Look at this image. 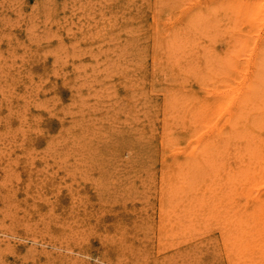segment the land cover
I'll use <instances>...</instances> for the list:
<instances>
[{"label": "rangeland", "instance_id": "obj_1", "mask_svg": "<svg viewBox=\"0 0 264 264\" xmlns=\"http://www.w3.org/2000/svg\"><path fill=\"white\" fill-rule=\"evenodd\" d=\"M218 93L236 103L212 120ZM237 108L217 160L193 161ZM257 132L264 0H0V264H230L218 194L250 204L264 179L212 167L245 169Z\"/></svg>", "mask_w": 264, "mask_h": 264}, {"label": "bare ground", "instance_id": "obj_2", "mask_svg": "<svg viewBox=\"0 0 264 264\" xmlns=\"http://www.w3.org/2000/svg\"><path fill=\"white\" fill-rule=\"evenodd\" d=\"M249 4H251V3L249 2ZM245 5H246V1L241 4V8H240L241 11L244 10ZM228 95H224L222 93H220V94L218 93V95H216V96H214V94L211 96L206 95V97L201 101L202 102L201 105L204 107H207L206 109H204L203 113H205V110H207V112H206L207 117L214 120V118L212 116H214L218 112L216 114V117H215V118H218V115L220 113L218 110V106L220 107L221 110H225L226 108L230 107L231 103H233V102L236 103L235 98L237 96L235 97V96L230 95V97H229ZM242 101H244V98H241L239 102L242 103ZM244 103H242V105H240V106H243ZM246 103L244 105H246ZM241 110H243V109L241 108ZM235 111H236V114H233L234 116L232 114H231V116L229 115V118H227V119L225 118L226 120L223 121L224 122L223 124L221 122L220 124L217 125V128L215 130L218 132V134L211 136L210 137L211 139H209L208 143H206L201 148L200 151H198V150L196 152L194 151V153L192 155H190L193 157V159H192L193 161H195V162L201 161L202 157L204 155H209V152L214 153V156L216 157L214 159L217 160V154L216 153H220V152H218V149L224 143L227 144L228 140H230V138L233 137L234 133H232L229 130V125L227 126V124L229 123V121L231 119L234 118L236 120V118H238L237 116L239 114V109L237 108ZM220 125H222V127ZM207 126H209V125H206L205 127H207ZM214 137H215V139H213ZM232 140L233 139H231V141ZM240 142H241V146H240V144H238V146L242 147V148L240 149L239 147H237V148H235V150L241 151V154H240L241 158L239 160L240 161L239 166L246 165V168L245 169H237V170L234 169L233 172L234 171H236V172L232 173L233 176L231 174L229 176L228 174L224 175L222 173L220 174V172H217V170L221 169V166L219 164H217V165L212 167L214 170V173H213L214 176H221L224 179L227 177L228 179H227L226 183L227 184L233 183V185H235V184H238L242 181L243 175L246 174V173L244 174V172L247 171V168H248V169H250L248 171L249 172L248 174H250V173L252 174V172H250V171H254V172L259 171V172H255L256 177L259 175L264 179V175H263L264 174V147L260 149V146L262 144H264V138L261 137V133L259 134V132H257V134L254 138L247 140L246 142L245 141L244 142L240 141ZM249 142H250V144L252 142L251 148L250 149L247 148V150L245 151L244 150L245 146L243 147V145L246 144L247 146H249L248 145ZM247 159L251 160V163H253V164L255 162H257L259 165L263 164V166H261V168H258V169L253 168L252 166L248 165ZM192 160H190V161H192ZM183 167H185V174H188L190 172L189 168L187 166H184V164H181L182 170H184ZM182 170H180V171H182ZM246 178H249V177H246ZM236 180H237V182H236ZM245 191H247L245 189V187H243L242 189H240V188L236 189L233 186L231 188V192L235 193L236 195L237 194L245 195L246 194ZM218 195L221 198H223V202L220 204L218 202L217 205H215L214 218L220 220L221 218L223 219V217H224V219H227L230 215H232V214H229V212H231V211H234V213H233L234 215L232 217L237 216V219H236L237 223L235 224L232 222V225L235 224L233 227L236 230L239 229V232L233 230L234 233L236 234V242L233 243V248H232V253H233L232 255L233 256L230 258V264H235L234 263L235 260L240 261L238 264H243V258H250V260L252 262H254V264H256L258 262V259L256 257L248 255V252L251 251L253 254H260V255L262 253H264V249L260 248L258 246V244H256V240L254 239V235L255 234L258 235V232H260V229L264 230V217L262 216V212L264 213V196L262 195L263 199L258 200V201H256V199H253L252 203H250V204L244 203L247 205L248 209L249 208L254 209L253 213L246 214L245 205L241 204L242 202L240 201V199L236 195L234 196V199H233L234 201H232V202L230 201V202L225 203V204H224V202L226 201L227 196H223L222 193H221V195L220 194H218ZM257 211H259L260 215L256 214ZM257 215H258V217L262 216V219H260L261 221L260 220L255 221L254 217Z\"/></svg>", "mask_w": 264, "mask_h": 264}]
</instances>
